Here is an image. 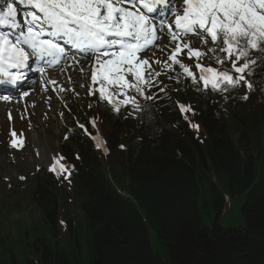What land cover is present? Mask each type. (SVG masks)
Returning <instances> with one entry per match:
<instances>
[{"label":"trees","instance_id":"16d2710c","mask_svg":"<svg viewBox=\"0 0 264 264\" xmlns=\"http://www.w3.org/2000/svg\"><path fill=\"white\" fill-rule=\"evenodd\" d=\"M246 80L252 89L243 81L226 92L182 88L178 99L198 97L200 108L152 102L134 120L94 101L100 113L87 114L98 116L106 153L69 117L70 146L61 148L69 186L66 173L58 185L39 173L32 201L46 229L30 242L28 264H264V66ZM135 132L139 147L126 148ZM236 197L244 225L223 226L219 215Z\"/></svg>","mask_w":264,"mask_h":264},{"label":"snow or ice","instance_id":"6c2138e0","mask_svg":"<svg viewBox=\"0 0 264 264\" xmlns=\"http://www.w3.org/2000/svg\"><path fill=\"white\" fill-rule=\"evenodd\" d=\"M20 3L30 8L23 13L22 21L16 0H0V27L19 30L15 35L0 31V86H14L22 80L24 74L18 70L30 67V59L39 63L50 57L45 60L49 65L58 64L60 58L67 59L69 52L56 42L59 38L82 54L93 56L91 81L96 88L90 89L89 95L98 92V99L107 100L117 113L128 104L140 109L136 97L128 96L127 92L132 90L144 96L145 88L152 87L153 80L161 75L152 70L149 58H141L140 53L157 46L165 29L174 47L169 53L172 63L164 61V68L171 70L173 64L178 65L194 84H202L209 91L226 92L242 81L252 89L246 75H253L258 63L264 66V0H179V8L177 0H20ZM189 35L200 36L203 44L210 41L213 46L208 51L216 63L230 67L220 70L201 64L199 60L204 53L191 47ZM185 49L188 58L197 60L198 77L179 59ZM251 50L257 56L250 59ZM37 71L44 74L45 68L38 67ZM129 76L133 78L131 81ZM48 83L55 85L56 81ZM145 98L151 100L153 96ZM242 98L249 97L245 94ZM179 110L183 113L192 109L190 105H179ZM16 143L14 140L13 144ZM50 170L55 171L56 165ZM60 170L66 173V179L71 175L63 165Z\"/></svg>","mask_w":264,"mask_h":264},{"label":"rangeland","instance_id":"374dc122","mask_svg":"<svg viewBox=\"0 0 264 264\" xmlns=\"http://www.w3.org/2000/svg\"><path fill=\"white\" fill-rule=\"evenodd\" d=\"M15 6L18 8L20 4L17 3ZM20 7L26 8L24 6ZM18 11H20L19 18L22 21L23 15L21 13L24 10L18 8ZM195 40V42L192 41V46L204 53L199 60L201 64L213 65L215 57L208 51L213 46L212 43L203 44L201 38ZM165 41L151 50L148 58L152 70L161 73L159 77L153 80L152 87L158 81L160 84L164 81L161 86L168 90V83L173 86L175 82H178L177 80L182 78L180 75H174L179 68L178 65L173 64L172 69L168 72L163 66L164 61H169L167 47L169 49L174 47L169 43V37ZM249 56L251 57V54ZM156 60L161 61V63L158 65L156 63L154 66L152 61ZM180 60L191 67L197 77L199 76L198 71L196 72L194 69V60L189 61L186 57H180ZM93 65L94 60L87 59V61L79 64L78 69L73 68L72 73L67 72L69 76L74 77V81L70 82L68 79L71 77L64 74V80L61 82L58 76H62V74L58 72L55 74L56 76L51 77L52 80L55 78L53 81H56V84H51L48 89L45 90L44 86H40L38 83L39 87L27 91L28 93L24 91V94L15 93L14 96L16 97L13 96V99H11V95H8L10 101L15 103H2L4 106L0 104V264H28L30 260L34 259L30 242L37 237H41V232H44L46 228L43 226L44 224L38 225L39 211L32 201L33 191L38 183L37 179L41 177L39 173L50 171V167L55 164L56 168L58 167L56 169L58 174H55L60 176L64 173L60 170V165L65 168L68 165L61 148L63 142L70 146L69 141L65 140V134L68 130H72L74 126L71 125L69 119L63 116V111H67L66 109L69 108L72 120L78 128H81L79 125L83 124L86 118L90 116L87 114L89 103L92 101V95H89V91L96 88L91 87L89 82L90 70ZM58 70L64 71L65 69L62 67ZM145 76L147 78V73ZM182 76L184 77L182 82L186 88L190 84L193 86L192 91L187 92V94H202V89H204L202 84H194L192 79L184 73H182ZM131 78V76L128 77V79ZM61 86L64 89L63 91ZM152 87L145 88V94L153 95L155 91L151 89ZM127 95L130 96L132 93L127 92ZM134 95L137 102H140V99L144 97L137 96L136 93ZM173 97L174 99L179 98L176 95H173ZM192 97L190 96V98ZM0 98H3V94H0ZM119 99L123 100L124 97H119ZM184 103H187V106L192 103L191 108L192 106L200 108L201 99L194 97ZM127 107L130 111V118H134L138 109H135L131 104H128ZM98 108L101 112L112 113L110 103L107 100H100ZM91 109L93 112H99L93 107ZM95 112L93 114H96ZM78 128L75 131H78ZM14 140L17 141L15 145L13 144ZM124 145L126 148L128 146L132 148L139 147L140 138L137 132L130 133ZM101 150L107 152L106 148ZM109 156H103L105 162ZM105 165L109 168L107 164ZM21 177L24 179H21ZM49 180L54 185H58L54 175ZM67 186L69 185L66 184L64 187ZM68 200V203L72 205L70 197ZM227 203L224 212L219 215V222L226 227L243 226L244 222L241 217L243 200L236 197L231 198ZM59 226L61 233L66 235L67 226L64 224ZM151 239L154 249L159 250L160 246L157 239L153 236ZM82 249L83 254L86 255L87 251L84 245Z\"/></svg>","mask_w":264,"mask_h":264},{"label":"bare ground","instance_id":"6f19581e","mask_svg":"<svg viewBox=\"0 0 264 264\" xmlns=\"http://www.w3.org/2000/svg\"><path fill=\"white\" fill-rule=\"evenodd\" d=\"M69 81H70V82L74 81V77H73V76H71V78H69ZM38 87H39V86H38V83H34V85H33V88H32V89L34 90V89H36V88H38ZM23 91H24V90H23ZM23 91H21V94H22V93L24 94V92H23ZM19 92H20V91H19ZM19 92L17 91V92H14V93H12V94H9V95H11V96H12V97H11V99H13L14 97H16V96H14V94H15V93H17V94H18ZM27 93H28V92H27ZM0 94H2V93H0ZM19 94H20V93H19ZM3 95H4V94H3ZM13 96H14V97H13ZM17 98H18V96H17Z\"/></svg>","mask_w":264,"mask_h":264}]
</instances>
